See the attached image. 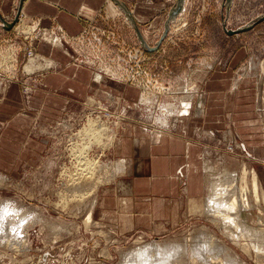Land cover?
Wrapping results in <instances>:
<instances>
[{
    "label": "rangeland",
    "instance_id": "obj_1",
    "mask_svg": "<svg viewBox=\"0 0 264 264\" xmlns=\"http://www.w3.org/2000/svg\"><path fill=\"white\" fill-rule=\"evenodd\" d=\"M124 1L134 8L135 0ZM167 2L170 9L176 0ZM224 2L186 0L159 48L150 51L125 12L107 0L93 19L82 16L86 27L77 36L53 24L75 56L61 50L67 58L44 68L51 61L39 58L32 71L26 65L43 54L38 45L47 29L33 15L11 29L0 18V206L30 215L18 238L0 229V264H125L129 251L152 241L182 245L165 264H264V231L249 236L237 222L214 219L205 209L213 176L235 170L239 179L247 166L258 174L261 199L249 194L253 206L242 216L248 226L264 230V21L240 33L227 31L264 14V0H234L229 12ZM8 5L3 2L2 14L11 21L18 0H11L10 11ZM135 17L148 43L156 45L165 17ZM75 67L91 77L79 90L65 91L79 82ZM217 70L223 71L218 80ZM53 73L67 77L58 90L46 85ZM105 76L122 86L103 82ZM47 89L52 94L39 93ZM190 123L203 130L193 136L202 147L196 171L202 191L191 197L198 200L189 197L185 172L168 185L174 197L167 201L176 206L170 216L154 222L129 216L119 194L127 178L126 169L118 170L124 159L120 138L139 129L152 139L182 136ZM89 127L101 129L102 142L86 134ZM0 221L16 223L13 217Z\"/></svg>",
    "mask_w": 264,
    "mask_h": 264
},
{
    "label": "crops",
    "instance_id": "obj_2",
    "mask_svg": "<svg viewBox=\"0 0 264 264\" xmlns=\"http://www.w3.org/2000/svg\"><path fill=\"white\" fill-rule=\"evenodd\" d=\"M6 1L10 4L6 11H10L11 0H0L1 12L4 9L3 2ZM20 2L21 0H18V8ZM106 2L107 0H24L21 11L27 12L30 17L31 15L37 16L40 20L39 23L42 22V26H45V30L47 29L43 37L44 42L42 41L38 45L43 56L34 54L26 65V69H30V71L32 68L35 69L39 58L51 61H47L42 68L47 65H55L56 62L59 63L60 58H67L62 51L73 57L74 52L70 41L63 36L56 35L52 30L53 24L57 23L61 26L66 34H76L75 36H77L86 27V20L82 16L93 19V16L106 5ZM167 3V0H135L134 8H130L132 11L134 10V15L137 14L139 21L146 22V17L151 16L150 21L154 20L155 22V19L160 16L167 19V13L170 10L167 8ZM75 69L79 82H71L72 89L69 88L65 91L73 90V88L79 90L80 86L86 85L91 77L89 70L76 67ZM219 71L223 72L222 70L216 71L217 80L218 77L223 76ZM66 78L62 73H53L47 77L46 85L58 90L59 88L57 89L56 86L58 84L66 85ZM52 90L47 89V91L39 93L48 96L52 94ZM186 124L185 122L183 125ZM187 127L185 135L182 136L165 134L159 136L160 138L152 139L149 134L139 129L134 136L125 134L120 138L117 149L120 156L125 159H123L121 171L126 169L127 178L122 180L125 183L119 194L122 199L121 206L130 212L129 216L142 217L139 221L145 222H154L167 214L170 216L176 206L167 201L174 197L173 189L168 185L181 181V175L185 172L189 174L188 181H186L189 197H196L198 195L194 193L198 194L202 191V187H196L197 160L202 147L200 140H195L193 136L200 135L201 137L203 130L193 123Z\"/></svg>",
    "mask_w": 264,
    "mask_h": 264
},
{
    "label": "bare ground",
    "instance_id": "obj_3",
    "mask_svg": "<svg viewBox=\"0 0 264 264\" xmlns=\"http://www.w3.org/2000/svg\"><path fill=\"white\" fill-rule=\"evenodd\" d=\"M22 14V15H21ZM21 15V20L19 19V22L22 21V23L25 22V17H30L27 12L25 11H21L20 12ZM8 17V16H7ZM6 17V18H7ZM127 19V18H126ZM10 21V20H8ZM21 23V24H22ZM32 27H29V30ZM156 37V36H155ZM147 40V38H146ZM73 56H75V54L73 53ZM115 73V72H114ZM112 77V76H111ZM106 79L103 80V82L106 83H114L113 79H108L107 76H105ZM113 81V82H112ZM116 87L120 88L122 86L120 81H116L115 82ZM138 92V91H137ZM142 95V94H141ZM142 97V96H141ZM92 99V98H91ZM93 101V99H92ZM90 104V103H89ZM92 105V104H91ZM99 109V108H98ZM102 110V109H101ZM103 110L105 111V109L103 108ZM109 110V109H108ZM111 112V111H110ZM170 113V112H169ZM112 114V113H111ZM169 115V114H168ZM122 116V115H121ZM121 118V117H120ZM125 119V116L123 115V117ZM127 118V117H126ZM162 118H168V116L166 117H162ZM164 120V119H163ZM92 121V120H91ZM96 121V120H94ZM101 121V120H100ZM99 121V122H100ZM162 122V121H161ZM169 121H167L166 123H168ZM92 123V122H90ZM98 123V122H97ZM96 124V123H95ZM88 125V124H87ZM99 125V124H98ZM102 125H106L105 123H102ZM89 126V125H88ZM97 126V124H96ZM101 126V125H99ZM98 126V128H99ZM102 126V127H103ZM107 126V125H106ZM92 127V125H91ZM105 127V126H104ZM87 128V126H86ZM95 128V125H94ZM96 128V129H98ZM96 129L90 128L87 131L86 134L89 135V137H96L97 139H95V137L93 138L94 141L100 142L101 139L100 136H103L102 131L100 134V131H98V133H96ZM87 130V129H86ZM99 130V129H98ZM106 130V128H105ZM104 130V131H105ZM84 131V130H83ZM82 131V132H83ZM79 132V131H78ZM106 132V131H105ZM81 135V133H80ZM106 135V134H105ZM116 137V136H115ZM103 138V137H102ZM92 139V140H93ZM90 140V138H89ZM93 141V142H94ZM103 141V140H102ZM101 141V142H102ZM108 141V140H107ZM83 143V142H82ZM91 143V142H90ZM89 143V144H90ZM84 145H87V143H85ZM78 146V145H77ZM76 146V148H77ZM90 146V145H89ZM88 147V146H87ZM80 148V146H79ZM77 148V149H79ZM84 148H86V146H84ZM82 149V147H81ZM80 149V151H81ZM85 151V149H83ZM78 152V151H77ZM75 152V153H77ZM82 152V151H81ZM74 153V152H73ZM80 154V153H78ZM77 154V155H78ZM90 154V153H89ZM81 155V154H80ZM81 156H85L81 155ZM80 156V159H81ZM75 157V156H74ZM89 159V158H88ZM87 159V160H88ZM82 160V159H81ZM86 160V159H85ZM95 161V160H94ZM121 161H123V159H121ZM120 161V162H121ZM93 163V162H92ZM85 164V163H84ZM91 164V162L89 163ZM77 165V164H76ZM92 165V164H91ZM94 165V164H93ZM92 165V166H93ZM78 166V165H77ZM82 166V165H81ZM88 165H85V168H87ZM122 164H118V170L120 171L122 168ZM245 166V165H244ZM79 167V166H78ZM77 167V168H78ZM84 167V166H83ZM76 168V169H77ZM84 169V168H83ZM94 169V167H93ZM92 169V170H93ZM207 169V166H206ZM70 170V169H69ZM80 170V169H79ZM88 170H90L88 168ZM83 171V170H82ZM86 171V170H85ZM208 171H213L212 167H210V169ZM251 171V172H250ZM87 172V171H86ZM94 172V171H93ZM115 172V171H114ZM217 172V171H215ZM214 172V173H215ZM252 173V184L251 187L248 184V179L247 177L249 176L248 174ZM79 174V172H77ZM92 173V172H91ZM90 173V174H91ZM74 174V173H73ZM81 174V173H80ZM84 174V173H83ZM89 176L91 177L92 175ZM101 175V174H100ZM110 175V174H109ZM216 175V174H215ZM213 176L211 183L208 186V190H209V195L206 198V204H205V209L206 212L213 216L214 219L215 217L218 218L219 216H222L223 218L221 220L225 221H235L238 223V226H240L241 228H243L246 233L250 236H254V235H259V232H263L264 230L262 226L258 227H250L248 226V223L243 219L242 216V211L248 208L252 209V202L249 198V194H253L255 199L257 201H260L261 199V186H260V180L258 177V174L256 172L255 169H250L248 170L247 166L244 167L242 175L240 176V180L238 179V173L235 170H225L224 172H222L219 175ZM73 177V175H71ZM70 176V177H71ZM79 176V175H77ZM76 176V177H77ZM88 176V174H87ZM88 176V177H89ZM98 176V175H97ZM75 177V178H76ZM80 177V176H79ZM83 177V176H82ZM81 177V178H82ZM87 177V180H88ZM99 177V176H98ZM74 178V179H75ZM85 178V177H84ZM95 178V177H94ZM85 180V179H84ZM240 181V183H239ZM76 184V183H75ZM95 190V189H94ZM93 192V191H92ZM71 193V192H70ZM87 194V193H86ZM92 194V193H91ZM76 195V194H75ZM64 199V197H63ZM62 199V200H63ZM13 207V206H12ZM260 209V208H259ZM0 219L4 220V218L7 217H13L16 220V223L14 226H5V225H0V229H4L6 230L7 233H11V231H13V233L15 234V236L18 238L20 235H22L23 231L21 233L18 232L17 229H19L18 227L22 226V222L23 219L26 220V218L28 219L30 217V215L25 211L22 210L20 207H14L11 208L8 205H1L0 206ZM31 215H34V213H32ZM262 218V217H261ZM88 219H91V216L88 215ZM94 220V219H93ZM263 220H260L259 222H262ZM1 222V221H0ZM25 222V221H24ZM23 222V223H24ZM88 222V220H86V223ZM90 222V221H89ZM224 226L227 227V225L224 223ZM261 232V233H262ZM258 233V234H257ZM204 234V233H203ZM212 237V236H211ZM182 247V245L180 243L178 244H169V243H163V242H159V241H152L150 243H146L144 245H142L141 247H139L138 249L132 250L131 252L129 251V253L127 254V258H126V262L124 261L123 263L125 264H165L167 262V258H168V254L171 253H175L177 250L179 251L180 248Z\"/></svg>",
    "mask_w": 264,
    "mask_h": 264
},
{
    "label": "water",
    "instance_id": "obj_4",
    "mask_svg": "<svg viewBox=\"0 0 264 264\" xmlns=\"http://www.w3.org/2000/svg\"><path fill=\"white\" fill-rule=\"evenodd\" d=\"M113 1L125 12V15H126L127 19L134 26V28L136 30V33L138 34L143 47L145 49H147V50H150V51L159 48V46L161 45L162 41L165 39V37L169 33V31L171 29V26H172V22L176 19L178 14H180L184 10L185 2H186V0H176V2L173 4V6L170 8V10L168 12V16H167V19L165 21L164 30H163L160 38L158 39L156 45H150L148 43V41L146 40L141 28L139 27L137 19H136L135 15H134L132 9L129 7V5L124 0H113ZM233 1L234 0H225V2H224V6L227 7V11L228 12L230 10V7H231ZM23 2H24V0H21L19 8H18V12L16 13L15 18L13 20H11V21H8L5 18V16L2 14V12L0 11V18L4 21V23H5L4 25H5V27L7 29L13 28V26L19 21L20 12H21V9H22ZM262 21H264V14L258 16L249 25H246L244 27H239L237 29H227V31L230 34L240 33V32H243V31L251 29L256 24H258V23H260ZM224 25L226 26V23H224Z\"/></svg>",
    "mask_w": 264,
    "mask_h": 264
},
{
    "label": "built area",
    "instance_id": "obj_5",
    "mask_svg": "<svg viewBox=\"0 0 264 264\" xmlns=\"http://www.w3.org/2000/svg\"><path fill=\"white\" fill-rule=\"evenodd\" d=\"M21 18V17H20ZM13 20V19H12Z\"/></svg>",
    "mask_w": 264,
    "mask_h": 264
}]
</instances>
